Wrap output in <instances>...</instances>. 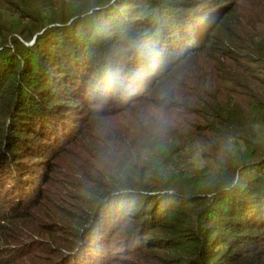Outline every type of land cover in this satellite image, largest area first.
Returning <instances> with one entry per match:
<instances>
[{"label":"trees","instance_id":"obj_1","mask_svg":"<svg viewBox=\"0 0 264 264\" xmlns=\"http://www.w3.org/2000/svg\"><path fill=\"white\" fill-rule=\"evenodd\" d=\"M33 1L0 0V199L41 201L94 120L155 108L107 181L34 205L74 239L60 264H264V0H76L67 20ZM197 145L218 155L190 171ZM106 229L123 234L109 255Z\"/></svg>","mask_w":264,"mask_h":264},{"label":"rangeland","instance_id":"obj_2","mask_svg":"<svg viewBox=\"0 0 264 264\" xmlns=\"http://www.w3.org/2000/svg\"><path fill=\"white\" fill-rule=\"evenodd\" d=\"M256 1L249 0L248 2H244L240 13ZM32 3L35 7L31 6V9L37 17L47 18L51 14H56L52 19L61 17L58 14L59 11L53 10V12L48 14V9L45 4L50 3L52 9H57L62 5L64 6L63 19L67 20L70 11L74 10V4L78 2L76 0H34ZM252 7L246 10L245 15L249 14ZM55 25L61 24L57 21ZM185 87L193 88L194 85H186ZM184 90L187 92L186 89ZM166 111L164 110L161 115L166 113ZM141 112V107L137 106L136 108L132 107L130 111L107 115L103 120H94L85 132L56 161L55 171L57 174L54 177V181H52L50 189L47 186L43 188L44 197L41 198V201L39 196L36 195V202L27 204L26 207H21L19 210H13V201L11 199L14 196H10L9 190L2 192L3 195L9 194L8 197L10 199L9 201L0 199V264H60L61 262L66 263L69 261L72 256L67 254V245L71 244L74 239H66L67 236L65 235V237L64 234H61L62 230L59 228L56 229L55 225L51 223L52 221L48 219V215L45 216L46 212L41 209L42 205L36 208H34V205L39 202L40 204L44 203L43 206L47 205L49 201L47 199L45 201V197L48 195V192L51 196L54 189L59 186H63V189H66L64 185L68 182L77 181L84 183L85 181H90L94 183L97 180H106L107 176L105 175L109 173L112 163H116L117 161L120 163L122 158L126 160V156H131L137 150L135 147L129 155H126V150L122 146H125L130 139H135L136 136H142L139 135V131H147ZM161 115L160 118L162 120ZM172 118L178 120L183 119V117L176 115L172 116ZM185 126H187L186 123ZM159 130L168 139H171L172 135L167 132L168 129L165 125H162V128ZM174 130L175 128L173 129L175 135ZM182 133L185 136L186 133L183 130ZM195 143L203 145L202 141H196ZM199 145L196 146L197 151L195 150L193 152L191 159L190 156H186V160L190 159V171L202 169L207 163L206 160L213 162L214 158L218 155L211 151L207 153V156H202ZM189 146L190 144H185L183 151L179 152L176 156L183 155L185 152L189 153L187 152ZM243 150L244 148H241V151ZM56 184L59 185L57 186ZM67 200L72 203L69 198ZM12 218H19L14 224L15 228L12 224L6 222L7 219L10 220ZM29 218H31V223L39 225L36 230L27 221ZM107 226H113V222H109ZM27 230L34 232L31 234L25 233L23 237H20L22 232ZM107 230L104 231V235L100 236V238L103 239L104 243L102 252H106L109 255L117 250L119 244L114 243L112 245L114 248L108 250L105 248L106 244L109 240L110 243L112 240L118 241V243L121 242L120 240L123 239V234L122 230H113L112 234H110L111 230H109L105 237ZM101 243L102 241H99L98 245Z\"/></svg>","mask_w":264,"mask_h":264},{"label":"clouds","instance_id":"obj_3","mask_svg":"<svg viewBox=\"0 0 264 264\" xmlns=\"http://www.w3.org/2000/svg\"><path fill=\"white\" fill-rule=\"evenodd\" d=\"M159 117V110L158 109H155L153 108L152 110H150L144 117V119L146 121H150L152 120L153 118H158Z\"/></svg>","mask_w":264,"mask_h":264},{"label":"bare ground","instance_id":"obj_4","mask_svg":"<svg viewBox=\"0 0 264 264\" xmlns=\"http://www.w3.org/2000/svg\"><path fill=\"white\" fill-rule=\"evenodd\" d=\"M135 71V70H134Z\"/></svg>","mask_w":264,"mask_h":264}]
</instances>
